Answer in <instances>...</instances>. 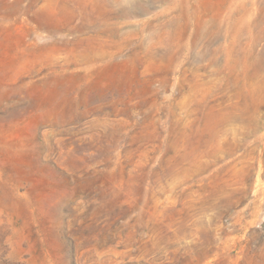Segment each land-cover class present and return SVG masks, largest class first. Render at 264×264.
Returning a JSON list of instances; mask_svg holds the SVG:
<instances>
[{"label": "rangeland", "instance_id": "1", "mask_svg": "<svg viewBox=\"0 0 264 264\" xmlns=\"http://www.w3.org/2000/svg\"><path fill=\"white\" fill-rule=\"evenodd\" d=\"M0 264H264V0H0Z\"/></svg>", "mask_w": 264, "mask_h": 264}]
</instances>
